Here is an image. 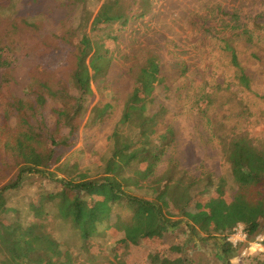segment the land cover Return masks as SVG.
I'll use <instances>...</instances> for the list:
<instances>
[{"label":"trees","instance_id":"1","mask_svg":"<svg viewBox=\"0 0 264 264\" xmlns=\"http://www.w3.org/2000/svg\"><path fill=\"white\" fill-rule=\"evenodd\" d=\"M24 1L0 0V173L8 176L0 186V264H73L80 258L94 264H189L194 249H188L187 240L194 226L174 218L193 221L216 186L209 173L196 177L182 171L173 180L171 169H151L150 161L159 162L169 146L170 107L180 101L183 115L192 117L202 103L192 96L190 82L197 74L189 75L185 62L168 69L156 42L130 38L136 31L132 25L150 13L151 0H56L67 12L58 26L42 14L23 13ZM98 7L102 17L95 14ZM194 18L203 32L220 33L221 51L234 67L246 62L239 70L264 57V11L252 17L237 9V24L220 30L213 20ZM103 27L110 35L97 40L92 33ZM125 35L130 36L124 49L107 50L127 40ZM63 47L69 50L61 77L47 62ZM112 64L125 72L122 93L109 79ZM248 72L254 81L256 74ZM248 75L243 72L240 79ZM90 80L99 91L94 106ZM159 80L165 84L156 87ZM247 95L253 98L256 90L250 87ZM247 95L248 102L233 115L241 129L250 127L257 114L245 113L251 106ZM198 118L211 119L205 111ZM111 124L99 158L81 166L73 156L64 162L63 174L61 169L58 178L48 176L76 145L81 128ZM218 125H211L213 131ZM251 135L246 132L243 140L254 142ZM227 161L239 171L248 162ZM243 232L248 242L263 236L264 217ZM214 242L221 264L231 263L246 245L235 248L225 236ZM247 259L264 264V255Z\"/></svg>","mask_w":264,"mask_h":264},{"label":"rangeland","instance_id":"2","mask_svg":"<svg viewBox=\"0 0 264 264\" xmlns=\"http://www.w3.org/2000/svg\"><path fill=\"white\" fill-rule=\"evenodd\" d=\"M22 5L23 13L42 14L54 26H58L67 15L66 10L56 0H25ZM151 5L150 13L145 19L138 20L132 25L136 31L130 38H139L140 42L146 40L156 42L168 69L179 61L185 62L187 67L189 66V75L197 74L190 82L192 96L196 102L202 101L198 107L199 111L191 114L192 117L183 115L185 108L180 101H177V107L174 109L170 107L172 112L166 124V129L172 131V134L168 133L169 146L159 162L150 161L151 169L155 166L154 169L160 173L164 169H171L173 180H176L182 171L196 177L205 173L212 174L216 193L211 192L212 196L199 204L202 213L197 214L193 221L188 219L189 216L174 219L180 221L182 225L190 222L194 226L191 227L187 240L188 249H194V252L190 251L189 264H221L215 256L218 251L215 250L214 238H217V243H221L225 236L227 242L232 243L238 239L236 236L238 230H243L245 225L254 221L261 223L264 217V199L259 197L264 194V152L260 151L264 143V136H262L264 114L260 113L264 111V57L256 64L248 65L247 69L239 70L246 62L240 67H234L231 57L221 51L218 37L220 33L203 32L200 28L198 29L194 26L197 20L194 17L213 20L215 30H220L221 27L225 29L229 24H237V9L245 13L251 12L252 17H256V14L264 11V0H151ZM96 10L95 14L100 16L98 14L100 7ZM93 20L94 18L92 22ZM106 27L98 28L92 33L97 40L106 39L110 35ZM114 34L117 35L116 30ZM127 36L130 35H125L124 39H127ZM128 43L129 39L119 41L117 45L113 42L115 47L107 46V50L114 52L117 46L124 49ZM68 50V47H63L56 51L57 54L50 57L51 59L47 62V65L56 70L61 77L67 72ZM121 69L112 64L108 70L109 79L114 82L113 85L120 93L126 85L122 78L126 75L125 72L120 71ZM248 70L256 74L254 81L253 76L248 75ZM243 72L249 76L244 81L240 79ZM93 73L91 71V74ZM164 82L157 81L156 87L163 86ZM205 83L217 86L207 84L204 87ZM248 86L256 90L253 98L247 95ZM64 87L65 84L62 83L61 88ZM177 87L176 83L173 90ZM90 90L93 95L92 106H94L99 101V91L94 80H90ZM107 93L112 95L111 90H107ZM245 94L251 101V106L245 110V113L257 112V114H254L253 124L250 127L241 129L233 115L234 111L239 110L241 104L248 102ZM182 100L187 104L193 103L185 101L183 96ZM204 111L211 119L199 122L202 118L195 119V117ZM255 121L262 125L253 126L258 123ZM213 124H219L214 131L211 127ZM111 130L112 124L96 130L81 128L76 145L67 153L68 156L47 171L48 176L58 178L61 174L60 170L62 169V174L64 172L62 168L64 162L73 156H77L81 166L99 158L106 150ZM198 132L201 133L198 135ZM246 132L248 135L251 132L250 138H254V142L243 140ZM159 136L161 137L157 141L161 144L164 137L162 134ZM231 138L232 141H230ZM244 158L248 162L243 171H239L234 163L229 165L227 161L231 159L239 163V160ZM2 162L3 158L0 157V163ZM7 179L8 176L1 172L0 186ZM229 230L234 232L228 234ZM215 232H218L219 236H216ZM249 245H245L242 255L235 253L229 264H248L247 258L264 255V246L262 250L255 251ZM247 246L249 247L246 248ZM73 264L94 263L80 258Z\"/></svg>","mask_w":264,"mask_h":264},{"label":"built area","instance_id":"3","mask_svg":"<svg viewBox=\"0 0 264 264\" xmlns=\"http://www.w3.org/2000/svg\"><path fill=\"white\" fill-rule=\"evenodd\" d=\"M236 236H238V239L233 241L231 244L236 248L239 244H248L247 241V236L246 234L243 232V230H238L236 232ZM250 247L254 248L255 251L257 250H262L263 246H264V235L263 236H259L257 237L255 240H253L250 245ZM249 246H247L246 248H248ZM245 252V251H244Z\"/></svg>","mask_w":264,"mask_h":264}]
</instances>
